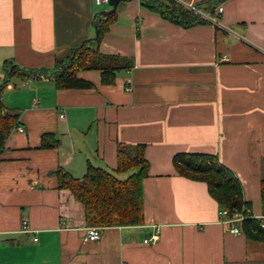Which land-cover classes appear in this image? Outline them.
Here are the masks:
<instances>
[{
	"label": "crops",
	"instance_id": "crops-1",
	"mask_svg": "<svg viewBox=\"0 0 264 264\" xmlns=\"http://www.w3.org/2000/svg\"><path fill=\"white\" fill-rule=\"evenodd\" d=\"M185 1L213 11L210 0ZM222 4L219 24L184 26L121 1L100 44L130 60L114 83L100 69L78 72L92 88L10 78L3 100L25 131L16 125L0 151V264H264V241L232 232L207 184L173 164L180 151L218 154L264 223V0ZM96 14L94 0H0V80L7 60L54 68L95 36ZM46 131L58 146L41 148ZM119 142L146 144L144 223L87 241L84 205L56 187V169L80 177L90 160L113 171Z\"/></svg>",
	"mask_w": 264,
	"mask_h": 264
},
{
	"label": "trees",
	"instance_id": "trees-1",
	"mask_svg": "<svg viewBox=\"0 0 264 264\" xmlns=\"http://www.w3.org/2000/svg\"><path fill=\"white\" fill-rule=\"evenodd\" d=\"M224 0H210L214 10ZM145 6L161 13L165 18L191 26L206 22L186 9L176 0H141ZM117 11L108 15L97 12L94 37L85 39L73 48L65 59L57 60L54 68L40 67L25 69L15 61L5 62V76L0 80V151L4 148L12 129L20 123L19 112L9 109L3 93L11 77L52 76L57 89L92 88L95 84L78 75L79 71L100 69L102 82L114 83L117 73L131 67L130 60L118 54H105L100 44L110 25L116 20ZM60 139L55 132L42 134L41 148L56 147ZM178 174L207 184L210 195L217 201L220 217L231 218L236 212L244 214L242 232L247 238L264 241L263 219L251 213V202L244 197L243 186L236 173L224 164L218 154L211 152L180 151L173 157ZM150 163L146 157V144L118 143L117 167L111 171L87 161L86 172L74 176L62 166L57 167L58 189H69L84 205L87 225L101 228L114 225H139L144 223V179L149 175ZM129 174L121 178L119 175ZM118 174V175H117ZM261 199L264 205V176L260 181ZM227 213L222 215L221 212Z\"/></svg>",
	"mask_w": 264,
	"mask_h": 264
},
{
	"label": "built area",
	"instance_id": "built-area-1",
	"mask_svg": "<svg viewBox=\"0 0 264 264\" xmlns=\"http://www.w3.org/2000/svg\"><path fill=\"white\" fill-rule=\"evenodd\" d=\"M178 3L183 5L186 9L194 13L195 15H198L209 22H212L214 24H219V17L221 12L223 11L224 7L222 3H219L215 10L208 11L205 9H202L198 7L194 2H189L185 0H176ZM96 5H102L109 3V0H94ZM127 90H130V86L128 85L126 87ZM18 131H25L24 127L18 124L15 127ZM227 213L226 210H223L221 212L222 215H225ZM244 218V214L241 212H236L231 218H224L223 221L225 224L228 225L229 229L234 233H240L242 231L241 225L237 222H241V220ZM26 222H24V227H26ZM262 226H264V223H262ZM102 228L99 226L91 225L87 227L86 231V240L87 241H95L100 238ZM158 238L157 233L152 234L149 238H146L145 242H152L154 243Z\"/></svg>",
	"mask_w": 264,
	"mask_h": 264
},
{
	"label": "water",
	"instance_id": "water-1",
	"mask_svg": "<svg viewBox=\"0 0 264 264\" xmlns=\"http://www.w3.org/2000/svg\"><path fill=\"white\" fill-rule=\"evenodd\" d=\"M123 0H109V5L111 6L110 9L102 10L100 11L101 14L108 15L114 11H116L118 4ZM95 28H97V25H95Z\"/></svg>",
	"mask_w": 264,
	"mask_h": 264
},
{
	"label": "rangeland",
	"instance_id": "rangeland-1",
	"mask_svg": "<svg viewBox=\"0 0 264 264\" xmlns=\"http://www.w3.org/2000/svg\"><path fill=\"white\" fill-rule=\"evenodd\" d=\"M110 5L107 3V4H102V5H96V10H97V12H100V11H102V10H105V9H107L108 7H109ZM198 16V15H197ZM199 18H201V19H203L204 21H208V20H206V19H204V18H202V17H200V16H198ZM118 175V174H117ZM123 175L121 174V175H119V177H121V178H123L122 177ZM124 177H126V176H124Z\"/></svg>",
	"mask_w": 264,
	"mask_h": 264
}]
</instances>
